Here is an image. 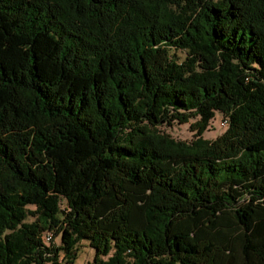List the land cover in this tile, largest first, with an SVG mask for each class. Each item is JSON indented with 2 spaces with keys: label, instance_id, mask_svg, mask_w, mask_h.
I'll list each match as a JSON object with an SVG mask.
<instances>
[{
  "label": "trees",
  "instance_id": "obj_1",
  "mask_svg": "<svg viewBox=\"0 0 264 264\" xmlns=\"http://www.w3.org/2000/svg\"><path fill=\"white\" fill-rule=\"evenodd\" d=\"M82 240L88 264H264V0H0V264Z\"/></svg>",
  "mask_w": 264,
  "mask_h": 264
},
{
  "label": "rangeland",
  "instance_id": "obj_2",
  "mask_svg": "<svg viewBox=\"0 0 264 264\" xmlns=\"http://www.w3.org/2000/svg\"><path fill=\"white\" fill-rule=\"evenodd\" d=\"M180 57L184 56V53L180 50H175ZM223 119V114L221 112H217L212 122H210L207 130L204 132V136L208 139L217 138L221 133L226 129V125H221V121ZM192 122V121H190ZM163 129L166 132H169L176 139H184L190 140L194 137L195 131L192 129L190 123H177L175 122L171 126H164ZM55 243H61V235L58 233L54 236ZM77 258L75 260V264H88L91 260H93L96 251L94 248L89 246L87 240H82L81 243L77 246Z\"/></svg>",
  "mask_w": 264,
  "mask_h": 264
},
{
  "label": "built area",
  "instance_id": "obj_3",
  "mask_svg": "<svg viewBox=\"0 0 264 264\" xmlns=\"http://www.w3.org/2000/svg\"><path fill=\"white\" fill-rule=\"evenodd\" d=\"M226 119H227L226 117H223V119H222V121H221L220 124L223 125V124L226 122ZM50 238H51V237H50ZM50 238H49V240H50Z\"/></svg>",
  "mask_w": 264,
  "mask_h": 264
},
{
  "label": "bare ground",
  "instance_id": "obj_4",
  "mask_svg": "<svg viewBox=\"0 0 264 264\" xmlns=\"http://www.w3.org/2000/svg\"><path fill=\"white\" fill-rule=\"evenodd\" d=\"M228 124V120L226 119V122L223 124V125H227ZM48 240H49V238H50V235H48Z\"/></svg>",
  "mask_w": 264,
  "mask_h": 264
}]
</instances>
